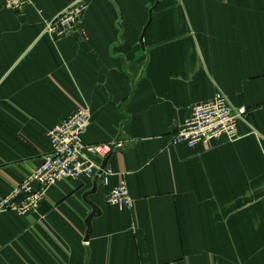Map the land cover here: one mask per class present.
Returning a JSON list of instances; mask_svg holds the SVG:
<instances>
[{"label": "crops", "instance_id": "obj_1", "mask_svg": "<svg viewBox=\"0 0 264 264\" xmlns=\"http://www.w3.org/2000/svg\"><path fill=\"white\" fill-rule=\"evenodd\" d=\"M73 1L0 8V197L80 107L84 142L131 146L86 197L99 209L86 241L95 174L56 181L28 214L1 211L0 264H264V0H85L75 30L44 33ZM217 89L245 106L243 135L172 144ZM121 178L128 207L106 201Z\"/></svg>", "mask_w": 264, "mask_h": 264}, {"label": "built area", "instance_id": "obj_2", "mask_svg": "<svg viewBox=\"0 0 264 264\" xmlns=\"http://www.w3.org/2000/svg\"><path fill=\"white\" fill-rule=\"evenodd\" d=\"M32 0H0V8L20 11ZM85 0H74L67 7L47 20L43 32L57 39L75 30L85 11ZM245 106L233 107L228 96L217 89L212 98L195 102L190 113L184 118L177 131L171 136L172 144L192 147L212 139L236 140L243 135L240 122L246 121ZM89 120L87 108L80 107L73 114L52 125L47 136L50 151L43 155L40 164L17 183L9 192L0 197V212L12 210L18 214L35 211L44 194L52 184L61 179L93 176L102 159L114 148L123 147V142L86 143L82 133ZM112 169L105 165L103 176ZM106 201L119 206H131L127 184L121 178L106 195Z\"/></svg>", "mask_w": 264, "mask_h": 264}, {"label": "water", "instance_id": "obj_3", "mask_svg": "<svg viewBox=\"0 0 264 264\" xmlns=\"http://www.w3.org/2000/svg\"><path fill=\"white\" fill-rule=\"evenodd\" d=\"M143 33H144V30L142 31L141 35H140V38H139V42L141 43L142 41V36H143ZM131 146V143L123 148V147H116L114 149H112L101 161L100 163V166H99V169L97 170V172L95 173V180L93 182V186H92V189L89 190V191H86L84 192L83 194V199L85 200V202H87L90 207H91V211L89 212V214L86 216L85 220H84V223H85V233H84V237H83V240L86 241L89 237V235L91 234V219L96 216L97 214H99V209L97 208V206L91 202L90 200H88L86 197L87 195L93 193L96 189V180H97V177L100 176L102 174V170L104 169L106 163H107V160L109 158V156L113 153V152H124L126 149H128L129 147Z\"/></svg>", "mask_w": 264, "mask_h": 264}]
</instances>
